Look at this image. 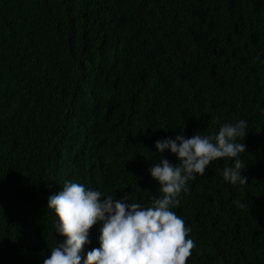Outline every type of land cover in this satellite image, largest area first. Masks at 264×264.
<instances>
[{
	"label": "trees",
	"instance_id": "obj_1",
	"mask_svg": "<svg viewBox=\"0 0 264 264\" xmlns=\"http://www.w3.org/2000/svg\"><path fill=\"white\" fill-rule=\"evenodd\" d=\"M239 120L246 184L214 160L172 209L186 264H264V0H0V264L62 241L46 204L66 181L147 206L150 164L176 163L155 141Z\"/></svg>",
	"mask_w": 264,
	"mask_h": 264
},
{
	"label": "clouds",
	"instance_id": "obj_2",
	"mask_svg": "<svg viewBox=\"0 0 264 264\" xmlns=\"http://www.w3.org/2000/svg\"><path fill=\"white\" fill-rule=\"evenodd\" d=\"M245 128L246 121L239 120L223 123L208 135L197 131L185 138L180 132L155 141L156 152L167 150L176 163L161 157L150 164L147 171L162 195L147 206L66 181L47 198L46 208L55 216L54 234L63 239L56 241L42 264H186L195 244L188 238L190 229L172 209L180 205L181 193L189 192L188 182L202 176L214 160H233L234 166L222 170L223 180L231 185L246 184L247 177L241 174L245 164L240 159L245 145L237 142L246 136ZM98 223L99 246L82 257L84 246L91 243L90 229Z\"/></svg>",
	"mask_w": 264,
	"mask_h": 264
}]
</instances>
